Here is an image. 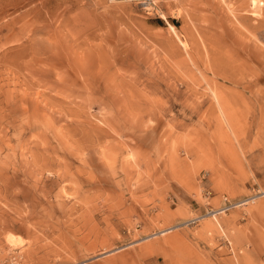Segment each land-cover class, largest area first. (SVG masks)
<instances>
[{"label":"rangeland","instance_id":"374dc122","mask_svg":"<svg viewBox=\"0 0 264 264\" xmlns=\"http://www.w3.org/2000/svg\"><path fill=\"white\" fill-rule=\"evenodd\" d=\"M158 5L0 0L17 264H264V0Z\"/></svg>","mask_w":264,"mask_h":264},{"label":"built area","instance_id":"2783aa9c","mask_svg":"<svg viewBox=\"0 0 264 264\" xmlns=\"http://www.w3.org/2000/svg\"><path fill=\"white\" fill-rule=\"evenodd\" d=\"M108 1L110 3H117V2L135 3L141 8L147 10L148 13L159 15L160 9H159L158 3L159 1H162V0H108ZM224 198L227 199V197H224ZM244 202L245 201L240 202L239 205H245ZM233 206H236V205L232 204L231 202H228L223 208L212 209L210 214L213 217L217 218L219 214L225 212L226 210L230 209ZM19 256H20L19 254H14L13 252L6 253L2 249H0V264H17L18 260L20 259Z\"/></svg>","mask_w":264,"mask_h":264},{"label":"bare ground","instance_id":"6f19581e","mask_svg":"<svg viewBox=\"0 0 264 264\" xmlns=\"http://www.w3.org/2000/svg\"><path fill=\"white\" fill-rule=\"evenodd\" d=\"M173 29H174V27L173 26H171ZM175 30V29H174ZM262 194V193H261ZM253 198V197H252ZM9 236V237H8ZM7 238H8V240L10 241V242H15V240H14V238L15 237H13V235H7ZM19 238V237H18ZM20 242V241H19ZM116 250H118V249H115V250H110V251H108V252H105V253H111V252H113V251H116Z\"/></svg>","mask_w":264,"mask_h":264}]
</instances>
